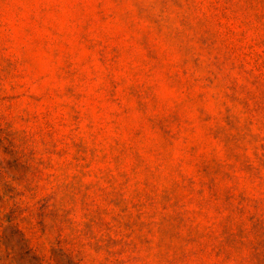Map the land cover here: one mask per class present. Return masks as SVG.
<instances>
[{
    "label": "clouds",
    "instance_id": "9594fccd",
    "mask_svg": "<svg viewBox=\"0 0 264 264\" xmlns=\"http://www.w3.org/2000/svg\"><path fill=\"white\" fill-rule=\"evenodd\" d=\"M0 264H264V0H0Z\"/></svg>",
    "mask_w": 264,
    "mask_h": 264
},
{
    "label": "rangeland",
    "instance_id": "374dc122",
    "mask_svg": "<svg viewBox=\"0 0 264 264\" xmlns=\"http://www.w3.org/2000/svg\"><path fill=\"white\" fill-rule=\"evenodd\" d=\"M53 255H54V256H56V253H55V252H53Z\"/></svg>",
    "mask_w": 264,
    "mask_h": 264
}]
</instances>
